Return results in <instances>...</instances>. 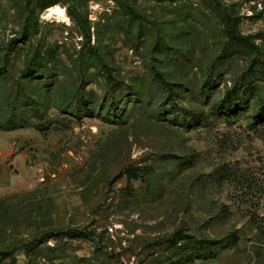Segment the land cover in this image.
<instances>
[{
    "label": "rangeland",
    "instance_id": "374dc122",
    "mask_svg": "<svg viewBox=\"0 0 264 264\" xmlns=\"http://www.w3.org/2000/svg\"><path fill=\"white\" fill-rule=\"evenodd\" d=\"M260 110L264 0H0V264H264Z\"/></svg>",
    "mask_w": 264,
    "mask_h": 264
},
{
    "label": "trees",
    "instance_id": "16d2710c",
    "mask_svg": "<svg viewBox=\"0 0 264 264\" xmlns=\"http://www.w3.org/2000/svg\"><path fill=\"white\" fill-rule=\"evenodd\" d=\"M217 111V113H221V109H217L216 110ZM198 116H195L194 118H197ZM263 119H264V116L261 114V110L260 111H258V112H256L253 116H252V118H251V122L252 123H257V122H261V121H263Z\"/></svg>",
    "mask_w": 264,
    "mask_h": 264
}]
</instances>
